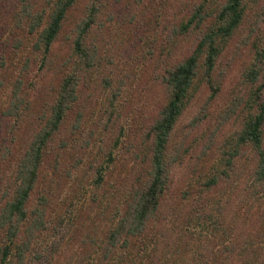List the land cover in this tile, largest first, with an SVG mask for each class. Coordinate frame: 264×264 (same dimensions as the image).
Here are the masks:
<instances>
[{"label":"trees","instance_id":"trees-1","mask_svg":"<svg viewBox=\"0 0 264 264\" xmlns=\"http://www.w3.org/2000/svg\"><path fill=\"white\" fill-rule=\"evenodd\" d=\"M77 1L17 0L7 20L6 36L16 32L18 51L29 45L36 69L24 84L26 71L9 75L13 68L0 54V264H167L154 260L161 239L186 242L180 264H264V37L250 44L252 55L218 115L215 127L229 122V133L208 170L184 188L190 205L160 220L179 157L169 148L176 124L202 87L209 93L201 111L217 97V61L260 0H198L160 33L157 51L149 47L142 56L161 61L163 100L134 130L135 113L126 110L123 77L115 73L120 63L110 56L103 65L122 37L105 36L100 0H88L72 28L69 56L59 60L54 51ZM256 12L264 16V6ZM192 32L190 53L177 58ZM44 78L55 79L51 95L34 111L30 93ZM87 82L92 89L84 95ZM201 111L191 125L206 117Z\"/></svg>","mask_w":264,"mask_h":264},{"label":"rangeland","instance_id":"rangeland-1","mask_svg":"<svg viewBox=\"0 0 264 264\" xmlns=\"http://www.w3.org/2000/svg\"><path fill=\"white\" fill-rule=\"evenodd\" d=\"M197 1L100 0L104 8L102 9L103 13L98 16L97 20L103 21L105 27L108 26L105 31L109 33L105 32V36L109 37L110 34L118 35L119 33L122 37L121 43L112 44L113 47L109 51V57L103 59V65L109 61L110 56L120 63L115 73L119 72L120 76L123 77V85H121L122 101L127 97L130 104V107L127 106L126 110H129L131 114L135 113V118L132 117L130 121L133 130L140 126L139 123L146 119V115L148 117V115L156 113V108L162 102L164 95L163 88L157 79L158 74L162 71L161 61H158V64L155 60L148 59L147 56L143 58L142 53L147 52L146 50L149 47H154V50L157 51V40L160 33L169 26L176 25L184 15L188 14L192 5ZM39 2H44V0H39ZM16 3L17 0H0V54L6 53V62L9 67L13 68V71H8L9 75H14L16 71H26L24 72V84H26L33 76V69H36L35 55L27 51V46H29L27 44L24 47L22 46L19 51L16 49L14 46L17 43L14 39L18 37L16 32L11 34L10 37L6 36L7 20L15 12L13 10L16 9ZM88 4V0H78L69 10L60 36L53 47L59 60L69 56V35ZM263 6L264 0H260L247 11L238 33L218 59L214 72V78L220 84L217 97L207 104L206 109L201 111L200 108H202L209 93L208 87H202L176 124L169 148L172 153L179 157L171 169L169 187L163 198L161 214L159 213L160 220L163 213L166 214L167 219L169 218L166 210L176 206L186 209L190 205L182 195L184 188L188 183L194 181L198 174L208 170V166L214 158L218 142L230 131L231 125L229 122L225 126L221 125L218 128L215 126L218 124L219 113L226 107L235 88H237L240 74L252 55L249 48L250 44L254 38L264 37V16H256V11L259 12ZM159 12L163 13V17L157 23L154 19ZM152 38L155 40L151 41ZM183 39L184 42L177 47V53L179 54L177 58L190 53L195 43V33L187 34ZM245 40L246 43L243 44ZM106 45H103L100 49L101 55H103ZM26 58L30 60L31 69L29 67L24 69ZM99 74L102 77L103 72L100 70V73H97L96 76ZM54 81L55 79L52 78H44L39 81V86L31 90L30 97L36 102L33 107L34 111H38V107L49 100L51 85ZM89 83L87 82V85L85 84L82 89L84 95H87L92 89ZM90 109L92 107H88L89 112H85L89 116V123H91L90 117L92 116ZM199 110L202 113L205 112L206 117L191 125L192 118ZM75 114V111L72 112L73 117H75ZM211 134H215L214 137ZM132 138L135 139L136 137L133 135L130 139ZM220 190L221 188H216V192ZM170 239L172 240L173 237ZM167 240L161 239L158 243L157 249L153 253L154 260L159 262L165 258L167 264H173L174 260H179L180 256L185 253L186 242L180 240L179 244L176 245L171 241V243L167 242ZM178 264H180V260Z\"/></svg>","mask_w":264,"mask_h":264}]
</instances>
